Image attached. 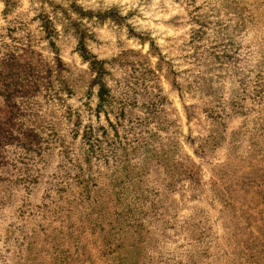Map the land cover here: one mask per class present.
<instances>
[{"label":"rangeland","instance_id":"374dc122","mask_svg":"<svg viewBox=\"0 0 264 264\" xmlns=\"http://www.w3.org/2000/svg\"><path fill=\"white\" fill-rule=\"evenodd\" d=\"M0 264H264V0H0Z\"/></svg>","mask_w":264,"mask_h":264},{"label":"trees","instance_id":"16d2710c","mask_svg":"<svg viewBox=\"0 0 264 264\" xmlns=\"http://www.w3.org/2000/svg\"><path fill=\"white\" fill-rule=\"evenodd\" d=\"M101 91L103 90V87H101V89H100Z\"/></svg>","mask_w":264,"mask_h":264}]
</instances>
